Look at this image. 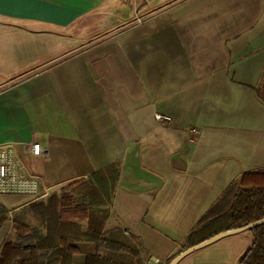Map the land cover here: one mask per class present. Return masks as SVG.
Masks as SVG:
<instances>
[{"label": "crops", "instance_id": "crops-1", "mask_svg": "<svg viewBox=\"0 0 264 264\" xmlns=\"http://www.w3.org/2000/svg\"><path fill=\"white\" fill-rule=\"evenodd\" d=\"M262 76L264 0H4L0 145L49 192L117 163L105 228L120 232L76 245L167 264L227 185L264 167ZM33 140L45 153L24 152ZM33 199L0 195V250ZM206 254L177 264H223Z\"/></svg>", "mask_w": 264, "mask_h": 264}, {"label": "trees", "instance_id": "trees-1", "mask_svg": "<svg viewBox=\"0 0 264 264\" xmlns=\"http://www.w3.org/2000/svg\"><path fill=\"white\" fill-rule=\"evenodd\" d=\"M264 100V76L255 89ZM118 174L117 163L90 177L67 184L45 201L31 202L12 216L14 238L0 250V264H125L121 252L82 254L76 242L115 238L120 229H106ZM0 204V226L9 218ZM264 218V167L244 171L232 180L198 219L187 238L197 244L227 229ZM252 241L239 264H264V223L248 228ZM116 231V232H114ZM198 238V240H197ZM172 257L167 259V264Z\"/></svg>", "mask_w": 264, "mask_h": 264}, {"label": "built area", "instance_id": "built-area-1", "mask_svg": "<svg viewBox=\"0 0 264 264\" xmlns=\"http://www.w3.org/2000/svg\"><path fill=\"white\" fill-rule=\"evenodd\" d=\"M154 119L160 123H168L172 117L155 112ZM25 153L40 155L45 153L39 141L33 140L23 147ZM49 188L40 186V180L25 171L12 144L0 145V195H25L31 198L47 196ZM152 264H159V259L152 257Z\"/></svg>", "mask_w": 264, "mask_h": 264}, {"label": "rangeland", "instance_id": "rangeland-1", "mask_svg": "<svg viewBox=\"0 0 264 264\" xmlns=\"http://www.w3.org/2000/svg\"><path fill=\"white\" fill-rule=\"evenodd\" d=\"M156 1V0H153ZM158 1V0H157ZM153 3V4H152ZM149 7L145 10L140 11L139 13H145L148 11H152L155 7L154 2H152ZM67 185L57 189L54 192H49L47 196L37 197L33 199L32 201H45L48 197L51 196L52 193H60L62 190H66ZM252 241V233L249 229L241 230L240 232L233 233L227 236H224L223 238H220V240L215 241V244H211L210 246L207 245L204 246L203 249L200 250H193L190 252L187 256L189 258L196 257L202 255V253H207L206 255L209 257H213V259H218L223 264H239V258L242 256V254L245 252L248 246H250ZM199 251V252H197ZM100 255H108L111 254V252H115L113 250H110L106 247H101L97 251ZM120 252V251H118ZM123 254V252H121ZM200 254V255H199ZM129 256V254L122 255ZM149 256L145 255V258H148Z\"/></svg>", "mask_w": 264, "mask_h": 264}, {"label": "water", "instance_id": "water-1", "mask_svg": "<svg viewBox=\"0 0 264 264\" xmlns=\"http://www.w3.org/2000/svg\"><path fill=\"white\" fill-rule=\"evenodd\" d=\"M261 223H264V218H261L257 221H254V222H251V223H249L245 226H242V227L227 229V230H224L222 232L216 233V234L206 238L205 240H203V241H201V242H199L193 246H190V247L184 249L183 251L179 252L178 254L174 255L168 264H177L181 258H183L185 255H187L188 253H190L191 251H193L195 249L201 248V247L206 246L212 242H215V241L219 240L220 238H223L224 236L240 232L241 230L248 229L252 226H255V225L261 224Z\"/></svg>", "mask_w": 264, "mask_h": 264}, {"label": "snow or ice", "instance_id": "snow-or-ice-1", "mask_svg": "<svg viewBox=\"0 0 264 264\" xmlns=\"http://www.w3.org/2000/svg\"><path fill=\"white\" fill-rule=\"evenodd\" d=\"M3 4H4V0H0V8L3 7Z\"/></svg>", "mask_w": 264, "mask_h": 264}]
</instances>
